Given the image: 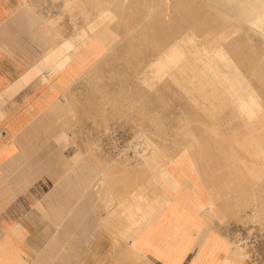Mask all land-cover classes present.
<instances>
[{"label":"rangeland","instance_id":"rangeland-1","mask_svg":"<svg viewBox=\"0 0 264 264\" xmlns=\"http://www.w3.org/2000/svg\"><path fill=\"white\" fill-rule=\"evenodd\" d=\"M159 1L74 0L76 8L82 12L83 4L86 5L89 11L92 8L88 16L90 18L97 14V10L93 9L94 3L96 5L98 2H102L106 8L112 10L110 20L102 19L96 24V30L93 32V34L98 35L97 38L102 43L108 45L110 56L102 63H99L94 71L89 72L88 76L83 73L81 79L75 83L71 80L72 82L70 81L69 85L63 89L62 100L60 102L56 101L54 107H51V111L49 110L50 112L55 110L56 113H60L61 118L67 119H65L66 121L62 119L63 132L60 140L66 146H70L72 151L73 146L75 148L78 147L76 154L79 153L83 161L86 162L90 160L89 158H93L101 167H108H104L106 171L116 172V176L122 168L126 169H123L125 172L122 170L121 174L125 173L129 177V174L132 176L134 174L135 177L129 178L131 182L128 181L131 183L129 186L132 189L134 187V190L123 194L124 197L120 202V207L126 212L125 219L130 214V216L135 215L133 218L137 220V214L140 211V209L137 210V207L141 205L142 199V204L145 206L148 203L147 200L150 202V197L154 196L152 192L154 188L149 185L150 189H148V185L145 182L150 184L153 177L157 178L161 171H166L169 174V159L172 158V155L182 151L189 156V147L192 145L199 144L198 146L202 147L199 149V153L200 156L206 157L208 160V165L205 167L207 173L213 174L214 179L216 177L218 181L221 174V171L217 170L219 164H221L220 151L217 150L216 146L217 138L210 133V131L213 132L217 129V121L215 119L220 115L218 112L220 104L213 101L215 92L213 87H209L210 81L206 79L203 83H197L196 77L185 74V71L181 72L183 74L182 79L172 81L171 78H168L165 83L161 82L155 84V86L139 79L138 74L142 72V69L145 71L148 68L146 63L163 51V48L159 45H154L156 42L164 43L166 38H170V42H177L181 37H192L198 45L204 43L202 40L203 35L200 32L197 33V26L193 27V22H188L191 30H187V22L177 14V12H180L177 8L181 6H178L176 2L185 3V0H166L169 4L168 7L165 4H162L161 7ZM74 2L73 0H9L8 6L0 3V11H9L11 13L10 5L13 4L15 6L14 9H16L25 3L26 5L23 4V7L29 9L39 21L31 27L28 33L30 35L33 34L43 45L47 42L49 46V48L47 45L45 46L43 53L54 46H56L57 50L66 51L68 49L63 50L64 47L61 46L60 42L62 40L66 41L68 43L66 47L68 48L70 47L69 43L73 45L77 29L81 28L86 22L84 15H78L76 14L78 11H72V9H75L72 5ZM153 2H155L154 6ZM195 2L200 5L201 9L203 7V10H199L200 13H203L208 8L210 11H215L216 9V11H222L235 19H237V13L245 4H250L255 8L261 6L260 0H195ZM64 7H67V10ZM70 7L73 8L71 9ZM156 12L159 16L154 15ZM117 13H119L118 19ZM202 15L199 16L200 20ZM115 17L117 20L112 23ZM166 18H170L173 21L172 32L168 31L170 27L168 23L164 25ZM44 21L52 29L48 28L49 26ZM16 28L20 33L21 30L18 27ZM55 33L57 34L55 35ZM242 35L249 38L245 41L246 43L239 44L240 58L238 57V59L242 62L243 67L247 69L250 65V61L248 62L247 60L248 55L259 54L263 51L260 48H264V31L246 23ZM172 37L173 39L171 40ZM253 47H257L261 51L254 50ZM256 51L259 53H256ZM71 52H73V49ZM65 56L67 54L56 53L54 54V59L59 57L64 59ZM70 56L73 57V53ZM46 68L47 71L45 73L49 74L48 69L51 67L47 66ZM72 68H61L55 63L52 74H49V79H53L52 86H58L59 80L62 79L58 76L59 74H65L68 79L69 75H67V72L73 74ZM254 81L256 86L259 85L264 88V81L257 79ZM190 83H192L191 88L189 87ZM68 88L70 91L67 94ZM195 94L200 99H203V95L208 94V100L205 105L203 102L195 100L193 96ZM61 105L65 106L67 110ZM203 121L205 123H202ZM206 125L208 129L200 128ZM82 147L84 149H81ZM76 154L74 153V155ZM165 156L168 161L163 160L159 164L154 161L156 157L162 159ZM102 161L105 163L104 165ZM104 168L101 171L103 174L105 173ZM146 172L150 174L148 175ZM162 175L164 176V173ZM118 176L121 177L120 174ZM119 177L116 184L120 182ZM141 178H143L142 181H139ZM136 179L138 180L135 183L134 180ZM137 182L139 184L142 182L145 187L139 186L144 187L145 194L149 191L148 193L152 194V196L149 197L147 195L148 198L145 194L144 196L140 194L139 192L144 193V191H140L143 188L138 187ZM164 185L168 186V183ZM229 185L231 189L235 188V184L233 188L231 184ZM228 191L224 196L222 194L223 198L220 195V199L225 202L220 200L222 208L218 206L223 219L221 221L217 220V222L214 220L216 223L212 222L214 223L212 227L216 229L220 225L222 232L225 233L220 232V234L236 242L235 248L237 250H239L237 244L245 248V252L253 264H264V226L245 219L246 212L244 210L241 214L236 213V193L234 190H229V188ZM137 193H139V196ZM131 194H133V197H130ZM228 194L231 196L234 194L233 198L231 196L229 197L232 198L230 200L226 198ZM240 196L242 202L246 200L245 194H240ZM139 197L141 200H139ZM129 198L131 203L138 204L139 202L140 204L138 206L137 204H131ZM228 202L229 204L232 202V205L230 204L231 208ZM225 204L229 206L227 207ZM132 207L136 209H132ZM226 209L227 211H224ZM132 210L136 211V213H132ZM144 211L142 209L141 212L144 213ZM216 230H219V227Z\"/></svg>","mask_w":264,"mask_h":264},{"label":"crops","instance_id":"crops-1","mask_svg":"<svg viewBox=\"0 0 264 264\" xmlns=\"http://www.w3.org/2000/svg\"><path fill=\"white\" fill-rule=\"evenodd\" d=\"M22 7L0 21V264H220L204 254L221 256V239L190 223L188 210L127 221L106 166L72 161L78 147L60 140L67 119L50 112L64 90L47 79L54 61Z\"/></svg>","mask_w":264,"mask_h":264},{"label":"bare ground","instance_id":"bare-ground-1","mask_svg":"<svg viewBox=\"0 0 264 264\" xmlns=\"http://www.w3.org/2000/svg\"><path fill=\"white\" fill-rule=\"evenodd\" d=\"M8 1L9 0H0V3L8 6ZM196 2L195 0H185V3H180L177 1V5L181 6L177 8L180 11L177 12V14L180 18H184L187 22V30H191V26L189 25L190 23L188 22H193V27L197 26V33L200 32L203 35L202 40L204 43L202 45H198V43L195 42L192 37H181L177 42H170V38H166L164 43L156 42L154 45H159L161 48H163V51L156 57L151 58V60L146 63L148 68L145 71L142 69V72L138 75L140 80L148 84L151 83L150 85L153 84L154 86L155 84L161 82L165 83L168 78H171L172 81H178L182 79L183 74L181 72L183 71H185V74L191 75V77H196L197 83H203V81L206 79L210 81L209 87H213L215 92V98L213 101L219 102L220 104L218 109L220 115L215 119V121H217V129L213 132L210 131V133L217 138L216 146L217 150L220 151L221 164H219L217 170L221 171L219 176L221 181L219 180V183L216 177L214 179L213 174H208L205 170V167L208 165V160L206 157L200 156L199 149L202 147L198 146L199 144L192 145L189 147V156L184 154L182 151L172 155V158L169 159V174L166 171H161V174L159 173L157 178L153 177L151 180L152 184L145 182L148 185V189H150L149 185H152V188H154L152 190L154 195L152 198L150 197L152 194H149L147 189L146 190L148 192L145 194V186L143 183L140 182L141 184H139L137 182L138 187H140L139 185L144 186L140 187L143 188L140 191L143 190L144 193H139L143 194V196L144 194L145 196L149 195L151 200L149 202V200L146 199L148 203L144 206L142 204V199L140 202L141 205L138 206L140 203L138 202L137 198L136 200L138 204L132 203L133 205L137 204V210L140 209L137 214L138 219L134 220L133 217L135 215L130 216L129 214L126 217V220L136 224L140 223V221L141 223L146 222L151 220L157 213L166 207L168 209L172 207V212L176 218L179 214L188 210L190 223H204L206 232L209 230H215L214 235L216 236L217 242L221 239V243H219L220 245L218 248L222 253L221 256H215L214 252L207 248L204 258H208L210 261L220 264H251L252 262L245 252V248L237 244V248L239 249L237 250L235 248L236 242L231 241L228 239V237L223 236L218 230H216L220 225H218V227L216 225V229H214L212 226L217 222V220L221 221L223 219L222 214L219 211V207L221 206L220 208H222L220 200H223L220 199V195L222 196L223 194L224 196V194L228 191V188L229 190H234L236 193L235 196L237 203L235 205V212L241 214L244 210V212H246L245 219H247L249 222L259 223L264 226V88H261L259 85H257V87L255 85L256 83H254L255 79L264 81V48H260L261 50L263 49V51H261L260 49L258 50L257 47H253L254 50L257 49V51L261 52L259 53L256 51V53H259L260 55L252 54L253 57H251L252 55H248L247 60L248 62L250 61V65L247 67V69L243 67L242 62L238 59L240 55L238 51L240 49L239 44L246 43L245 41L249 38H246L244 35H242L244 25L247 23L255 28H258L259 30L264 31V0H260L261 6L259 8H255L250 4H245L239 13H237V19L226 15L222 11H216V9L215 11H210L208 8L207 10H204L206 12L203 11V13H200V5H197ZM23 4L26 5L25 3ZM23 4L18 6L16 9H14L15 6L12 4L10 5V8L12 9V12H15L24 6ZM154 4L155 2H153V6ZM159 4L161 7L162 4H165L167 7L169 5L166 0H160ZM72 5L75 7V9L70 7L72 11H78L76 14H82L86 17L85 24L81 28L77 29V35L73 39V45L72 43H69V46L73 49V52H71L72 49L70 47L69 48L71 50L66 47V44L68 43L62 40L60 43L61 46L64 47L63 50H68H57L56 46H54L47 53V59H50L54 62L56 59L55 63L59 67H73V74L71 72H67V75H69L68 79L66 78L65 74L58 75L62 78L59 80L58 84V86H60L62 89H65L71 80H73V83H75L81 79L83 73L85 76H88L89 72L94 71L99 63H102L110 56V49L107 47L108 45L102 43L99 38H97L98 35L93 34V32L96 30V24L102 21V19L110 20L112 10L106 8L102 2H98L96 5L94 3L93 9L97 10V14L95 16L93 15L94 18H90L88 16L92 11V8L91 11H89L86 8V5L83 4L82 6H84V8L82 7V12L76 8L75 2ZM202 5L204 6V4ZM201 10H203V7ZM9 13V11H0V21L9 15ZM180 13H182V15H180ZM201 14L203 15L202 19L200 20L199 16H201ZM154 15L159 16L157 12ZM118 18L119 13H117V19ZM117 19L115 17L112 20V23H114ZM169 19L166 18L164 20V25H167L168 23L170 25L168 31L172 32L173 21L172 19L169 21ZM45 23L47 24V22ZM48 28L51 27L49 26ZM56 34L57 33H55V35ZM172 39L173 37L171 40ZM55 52L67 54V56H65L64 59H61V57L54 59V54H56ZM72 53L73 57L70 56ZM49 77L50 75H47L48 80ZM189 87H192V83L189 84ZM13 91L16 92L15 89H11L8 90L7 93L9 94ZM69 91L70 89L68 88L67 94ZM193 96L197 102L201 101L204 103V105L208 100V94L203 95V99L198 98L196 94ZM62 107L66 109L65 106ZM202 123L205 122L203 121ZM200 128L208 129V126L206 125ZM163 160L168 161L166 156L162 159H158L157 157L154 159V161H156L158 164ZM73 161L79 163L83 160L81 159L80 154L77 153L74 155ZM123 169L125 170L126 168H122V170ZM124 170L123 172H125ZM121 171H119L121 177L118 176V173L116 176V172L113 173L111 170L106 171V169L104 173L105 175L103 172H101V174L106 178V180L108 179V181L110 180L114 183L119 177L122 186L121 193L125 194L127 192H131V190H134V182L136 183L138 179L134 180L132 189L129 186V184H131L129 183L131 182L129 181V178L133 177L134 174L133 176L129 174L130 177L128 175L127 177L125 173L121 174ZM126 172L128 171L126 170ZM147 173L148 175L150 174L149 172H146V174ZM163 173L164 176L162 175ZM143 178H141L139 181H142ZM232 180H234L233 185L235 184L234 189H231L229 185H232ZM166 183H168V186L164 185ZM139 193H137L138 196ZM240 194L246 195L245 201L242 202ZM132 195L133 194H131L130 197H133ZM143 196L142 198H144ZM230 196L231 195L228 194V197L226 198H229ZM232 198H229V200ZM139 200H141L140 197ZM229 205H227V207ZM133 208L135 207H132V209ZM142 209L145 210L144 213L141 212ZM224 211H227V209ZM230 211L231 210H229V212ZM132 213L135 214L136 211L134 212L132 210ZM132 213L131 215H133ZM214 220H216V222H214ZM126 246H128V244ZM208 263L210 264V262Z\"/></svg>","mask_w":264,"mask_h":264}]
</instances>
